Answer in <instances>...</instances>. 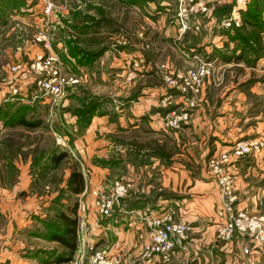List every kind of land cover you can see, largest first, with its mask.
<instances>
[{"label": "crops", "instance_id": "0c3cea01", "mask_svg": "<svg viewBox=\"0 0 264 264\" xmlns=\"http://www.w3.org/2000/svg\"><path fill=\"white\" fill-rule=\"evenodd\" d=\"M6 5L12 7L13 0H0V37L9 36L10 32L2 29V26L7 24V16L15 10L14 5L10 9ZM3 12L6 14L4 17ZM234 18L240 17L235 15ZM201 20L207 19L202 17ZM174 25L172 32L176 36L179 31L175 22ZM210 31L204 32V35L191 31L185 33L191 50L198 48V52L212 53L216 48L227 51L229 56L235 44L227 36L217 34V31L210 35ZM4 48L5 45L0 44V56ZM191 56L194 57L192 53ZM19 57L5 65L0 58L1 71L21 61ZM238 61L232 58L225 64L226 59L220 58L218 68L227 67L233 71L236 66H241V63H236ZM3 76L13 78L8 70ZM2 81L0 93L5 91L1 87L11 90V86H14L18 90L15 95L22 99L23 104L28 103L29 93L26 91L27 84L30 87L29 79L18 80L24 83L19 88L17 83ZM137 83L134 81L135 86ZM148 88L136 93L130 104L122 109L119 123L109 121L108 116H94L87 130L73 139L86 182L79 198L81 204L87 207V229L82 240L79 238L78 249L71 260L88 254L89 246L95 245L109 253H123L126 264H264V244L251 241L242 233H236L229 241L219 238L217 229L225 221L219 216L224 210V201L220 175L210 165L211 159L221 161L220 174H229L234 178V194L237 197L233 204L235 212L264 215V85L258 84L240 92L207 93L201 107L203 113L193 114L199 116L202 122L194 120L175 133L178 135L173 140L172 148H179L182 154L167 153L161 158L155 146L149 159L136 156L134 149L140 148L138 144L132 146L134 142L125 140L117 129L121 125L124 128L127 126L124 125L126 118L135 119L150 108L157 107L160 97L149 92ZM143 93L147 97H143ZM1 98L0 107L5 103V98ZM257 104L260 107L263 105L259 111L256 110ZM210 105L213 110L216 109L214 117L208 112ZM213 110L210 109L211 113ZM156 114L150 116L155 123L151 125V130L160 132L159 135L166 138L168 129L162 127L161 119L157 120ZM0 124L5 131L0 137V219L5 222L3 228L6 229L4 233L0 229V264H58L54 258L61 247L41 233L28 231L35 224H43L41 218H44L46 210L41 201L43 197H38L40 193H34L30 158L13 155L16 141L26 142L25 136L13 134L22 128L3 122ZM139 127L140 123L133 125V129ZM103 132L113 134L110 139L105 136L97 138ZM242 141L262 145L258 151L238 158L233 151ZM26 149L23 146V150ZM224 155L229 157L227 162L222 161ZM9 158L16 172L9 170ZM117 180L129 182L131 189L122 200L121 207H115L111 217H103L95 205L96 195L110 194ZM164 218L187 223L191 227L189 238L171 255L169 261H164L160 256L140 258L144 246L152 237L151 222ZM28 234L30 237L26 236ZM42 242L48 245H40ZM246 248H249L248 253L244 251Z\"/></svg>", "mask_w": 264, "mask_h": 264}, {"label": "rangeland", "instance_id": "374dc122", "mask_svg": "<svg viewBox=\"0 0 264 264\" xmlns=\"http://www.w3.org/2000/svg\"><path fill=\"white\" fill-rule=\"evenodd\" d=\"M46 2L51 3V10L48 13ZM212 2L215 7L211 8L209 17H203L207 20L203 21L201 31L198 33L204 35V32L211 30L210 35L217 31V34L227 36L223 27L233 28L234 33L239 28L243 34L250 36L252 44L256 42L255 46L261 50L259 52L261 57L255 64H250L246 58L252 57L253 53H249L251 56L245 55L243 60L236 62L241 63V66H236L233 71L231 68L219 67L216 69L215 83L207 86L198 99L192 101V95L185 90V79L188 71L200 63L198 58L202 61L206 58L199 56L198 48L190 51L189 42L185 39V34L180 35L179 27L178 35L174 36L172 28L175 27L177 0H13L15 10L14 12L11 10V14L7 16V24L2 26V29L10 34L7 37H0V44L5 45L0 58L3 65L14 62L15 57L19 56L22 62L17 61L3 71L0 69V84L3 85L2 80H6L5 82L9 84L17 83L19 88L24 83L18 80L29 79L30 87L27 84L26 93H29L30 99L27 104L33 120L39 121L42 126L38 132L32 133V137L38 135L39 141L28 151L32 153L37 147L40 149L47 147L50 151L52 147L58 146L57 154L63 150L68 155V158L55 164L44 152L41 153L44 159L30 167L34 193H40L38 197L44 199L41 201L46 210L44 211L46 221H55L53 217L55 211L52 207L60 204L52 201L54 197L59 195L61 203L71 200L68 198L71 192L67 190V185L64 184L63 190L58 191L55 185L59 184L54 178H59L61 174L66 178L72 162L78 161L81 164L73 147V139L87 130L94 116H108L109 121L119 123L122 109L130 104L136 93L149 87V92H154L160 97L157 107L134 117L137 119L136 122L132 117L126 118L124 125L127 126L125 128L119 126L118 133L124 135L125 140L133 141L132 146L138 144L140 148L134 149L137 152L136 156L149 159L155 146V150L158 149L165 155L182 154L179 148H172L173 140H176L175 137L178 135L175 133L194 120L202 122L199 116L193 114L199 115V112H202V103L207 93L213 95L223 91L230 93L233 90L240 92L258 84L264 85L262 83L264 0H212ZM6 6L12 8L11 5ZM215 9L217 17L213 14ZM222 9L229 11L230 17H223L225 12ZM5 15L3 12L2 16ZM235 15L240 18H234ZM208 18L210 23H207ZM252 20L255 21L252 23ZM241 50L238 48L236 54L241 53ZM192 51L197 53L194 57L191 56ZM209 55L211 56L209 59L214 57L213 52ZM39 60H53L51 67L61 71L63 86L59 96L42 98L36 76L26 77L11 72V68L16 65L25 66ZM227 63L229 59H226L225 64ZM7 70L12 74V79L3 76ZM4 77L5 79H2ZM134 81L138 82L136 86ZM1 88L5 89L3 94L0 93V98H5L3 104L5 109L18 108L20 104L22 105V99L14 94V86H11V90L4 86ZM142 96L147 97L144 93ZM13 102L15 104H12ZM6 103L8 104L5 105ZM94 104L97 107L96 112L86 125L84 124L87 120L86 112ZM211 105L208 112L214 117L217 112ZM174 107L176 109L166 115L159 112ZM262 107L263 105L260 107L257 104L256 110L259 111ZM210 109L213 110L212 113ZM185 113L187 115H184ZM128 114L130 115L129 111ZM155 114L157 120L161 119L162 127L168 129L166 138L161 137L160 132L151 130V125L155 123L150 116ZM169 117L174 119L180 117V124L170 125L169 122L173 120L168 119ZM79 119H83L82 125L78 124ZM136 123H140V127L133 129ZM120 129L125 132L119 131ZM3 133L5 131L0 126V137ZM107 133L109 132L98 134L97 138L105 136L110 139L113 133ZM149 137H156L155 139L164 141L167 145L164 142L159 143L158 140L156 145L155 139ZM51 155L49 152L50 158ZM162 157L164 156L161 154ZM98 163L103 165L102 161ZM45 167H48L47 170ZM81 169L83 171L82 164ZM77 201L80 205V198ZM3 226L5 222L0 219V229L4 233L6 229ZM38 226L41 230L37 228ZM44 226L38 223L29 227L28 231L44 236ZM26 236L30 237L29 234ZM45 243L42 242L40 245Z\"/></svg>", "mask_w": 264, "mask_h": 264}, {"label": "built area", "instance_id": "2783aa9c", "mask_svg": "<svg viewBox=\"0 0 264 264\" xmlns=\"http://www.w3.org/2000/svg\"><path fill=\"white\" fill-rule=\"evenodd\" d=\"M176 10V25L179 27L180 34H185L189 31L198 33L201 31L205 17L211 13L213 3L211 0H177ZM51 3L46 2V12L51 10ZM212 8V9H211ZM195 56V55H194ZM200 57L205 58L202 54ZM200 61L195 68L188 71L185 79V90L192 95V101L198 99L202 91L212 83H215V75L218 69L220 58L215 56L211 59L206 58ZM54 61H38L36 63L25 66L16 65L11 68V72L25 74L28 76H36L40 87V97L47 99L49 96H59L62 92L63 80L61 71L58 68H52L51 64ZM18 90L14 89V94ZM29 97V95H28ZM30 99V97H29ZM29 99L27 102H29ZM175 115V114H172ZM184 115H187L186 113ZM183 115V116H184ZM169 124L173 126L179 125L180 117L174 119L169 117ZM257 143L239 142L235 146L233 155L242 157L244 155L254 153L259 150ZM229 157L224 155L223 162H227ZM221 161L216 159L210 160V165L217 174H219V184L222 189V198L224 201V210L219 214L225 221L217 229L220 239L229 241L236 233H242L250 238L255 243L264 244V215L249 214L245 211L235 212L233 204L236 201L234 194V178L229 174H220ZM131 185L129 182L117 180L113 183V189L110 194L98 193L96 195L95 205L99 214L103 217H111L115 207H121L122 200L128 195ZM79 223L78 232L79 238L85 235L87 229L86 212L87 207L83 204L79 205ZM153 227L152 237L148 244L144 246V251L140 258H150L160 256L164 261H169L171 255L189 238L191 227L183 222L176 221L171 218L156 219L150 224ZM88 254H81L75 260H71L69 264H126L124 254L121 252L109 253L98 249L95 245L89 246ZM245 253L249 252L246 248Z\"/></svg>", "mask_w": 264, "mask_h": 264}, {"label": "trees", "instance_id": "16d2710c", "mask_svg": "<svg viewBox=\"0 0 264 264\" xmlns=\"http://www.w3.org/2000/svg\"><path fill=\"white\" fill-rule=\"evenodd\" d=\"M15 6V5H14ZM223 17H230L228 15L229 11L222 9ZM214 17H217V9L213 12ZM217 16H216V15ZM255 20H252V23ZM250 22V21H249ZM257 25L259 23L257 22ZM233 28H224V33L227 35L229 40H231L235 46L231 54L227 56V51H223L220 49H214L212 52L214 55H217L221 59H232L235 58L237 60H243L245 58V55H249V53H253L252 57L246 58V61L250 64H255L257 60L260 59L261 50H258L255 46V43L252 44L250 42V36H246L243 34L240 29H237V32L235 30H232ZM238 48H241V53L236 54V50ZM191 50V48H189ZM195 50V49H194ZM250 51V52H248ZM102 54V53H100ZM193 55H196L194 51H192ZM198 54H202L205 58H210V53L206 52H199ZM258 57V58H257ZM245 60V59H244ZM6 103L5 105H7ZM12 104H15L14 102ZM25 104V105H24ZM20 104V107L18 108H7L3 107V105L0 107V120L3 121L5 125L13 126L17 128H22V130H17L13 134L19 135V136H25V143H20L16 141V147H14V153L16 157L22 156V157H28L30 158L31 164L30 167L33 166V163H39V161H42L44 158L42 157L41 153L46 152L47 158L50 159V161H53L55 164L61 162L62 160L68 158V155L65 151L61 150L56 153L58 146L55 148L52 147V149L49 151V148L45 147L43 149H40L39 147L34 149V152L31 153V151H28V147L33 144H36L39 141L38 135H35L32 137V133L38 132V130L41 129V123L39 121H35L32 118V113L29 105L27 103ZM177 106V105H176ZM96 105H92L91 108L87 110V117L86 122L84 124L88 125L91 121V117L96 112ZM176 108H170V109H162L159 112L162 115H166L169 112L174 111ZM177 111V110H176ZM83 113H81L82 115ZM86 116V114H84ZM83 120V119H82ZM81 119L78 120V124L82 125L83 121ZM46 128V127H45ZM43 130V129H42ZM47 130V129H45ZM41 136V135H40ZM7 140H14L13 138H7ZM23 146H26L27 149L24 151ZM31 148V147H30ZM54 148V149H53ZM49 152H51V158L49 157ZM156 152L159 156L161 154L164 156L165 154L160 152L158 149H156ZM2 153V150H1ZM12 155V153H10ZM74 161V160H73ZM8 166L11 168L9 169L11 172H16V170L12 167V160L9 158ZM46 170L48 167H45ZM69 175L65 178L64 174H61L59 178H54L55 182H58V185H55V188H58V191L61 189L63 190L64 184L67 185V190L71 192L70 202H60V197H54L52 201L59 203L60 205H53V210L55 211V215L53 216L55 218V221H46L45 218H41L43 224L45 225V237L49 239L52 242L57 243L59 247H61V251L56 253V256L54 258V261L58 264H67L70 262V260L73 258V255L75 251L78 249L79 245V232H78V223L80 220L79 217V196L82 194L85 190V178L81 169V164L78 161L72 162V167L69 168ZM34 185V183H33ZM50 193V191H47ZM66 198V197H65ZM77 198V199H76ZM63 199V198H62ZM65 201V200H64ZM50 210V209H49ZM53 211V212H54Z\"/></svg>", "mask_w": 264, "mask_h": 264}]
</instances>
